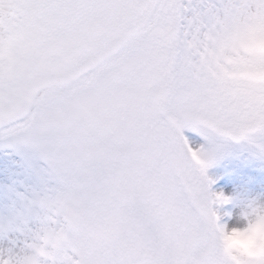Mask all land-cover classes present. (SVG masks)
I'll return each instance as SVG.
<instances>
[{
  "label": "snow or ice",
  "instance_id": "snow-or-ice-1",
  "mask_svg": "<svg viewBox=\"0 0 264 264\" xmlns=\"http://www.w3.org/2000/svg\"><path fill=\"white\" fill-rule=\"evenodd\" d=\"M241 144L264 157V0H0V264H264L220 242Z\"/></svg>",
  "mask_w": 264,
  "mask_h": 264
},
{
  "label": "rangeland",
  "instance_id": "rangeland-1",
  "mask_svg": "<svg viewBox=\"0 0 264 264\" xmlns=\"http://www.w3.org/2000/svg\"><path fill=\"white\" fill-rule=\"evenodd\" d=\"M264 171V157L254 154L251 146L234 145L227 154L219 159L209 170L216 180L214 190L232 197V203L226 205L224 212L230 224H242L241 204L252 199L264 202V189L259 187L261 174Z\"/></svg>",
  "mask_w": 264,
  "mask_h": 264
},
{
  "label": "clouds",
  "instance_id": "clouds-1",
  "mask_svg": "<svg viewBox=\"0 0 264 264\" xmlns=\"http://www.w3.org/2000/svg\"><path fill=\"white\" fill-rule=\"evenodd\" d=\"M221 246L237 258H253L264 254V216L248 223L230 224L224 221L220 237Z\"/></svg>",
  "mask_w": 264,
  "mask_h": 264
},
{
  "label": "bare ground",
  "instance_id": "bare-ground-1",
  "mask_svg": "<svg viewBox=\"0 0 264 264\" xmlns=\"http://www.w3.org/2000/svg\"><path fill=\"white\" fill-rule=\"evenodd\" d=\"M259 187L262 189H264V171L262 172L261 174V178H260V181H259Z\"/></svg>",
  "mask_w": 264,
  "mask_h": 264
}]
</instances>
